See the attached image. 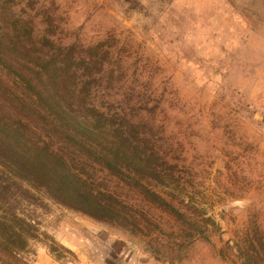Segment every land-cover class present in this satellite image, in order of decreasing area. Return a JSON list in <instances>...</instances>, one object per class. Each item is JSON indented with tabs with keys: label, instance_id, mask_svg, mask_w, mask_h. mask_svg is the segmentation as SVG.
<instances>
[{
	"label": "rangeland",
	"instance_id": "obj_1",
	"mask_svg": "<svg viewBox=\"0 0 264 264\" xmlns=\"http://www.w3.org/2000/svg\"><path fill=\"white\" fill-rule=\"evenodd\" d=\"M13 29L157 158L138 186L88 172L118 222L0 161V264H264V0H0Z\"/></svg>",
	"mask_w": 264,
	"mask_h": 264
},
{
	"label": "trees",
	"instance_id": "obj_2",
	"mask_svg": "<svg viewBox=\"0 0 264 264\" xmlns=\"http://www.w3.org/2000/svg\"><path fill=\"white\" fill-rule=\"evenodd\" d=\"M2 25L8 30L4 20ZM13 31L0 34V161L38 181L50 200L118 222L123 216L117 198L96 186L89 173L97 166L118 182L138 186L139 174H155L150 162L157 156L140 146L137 124L122 110L88 101V83L79 85L81 75L75 81V72L55 64L52 53L29 55L26 31ZM17 57L24 65L16 67ZM26 63L36 68L24 73Z\"/></svg>",
	"mask_w": 264,
	"mask_h": 264
}]
</instances>
